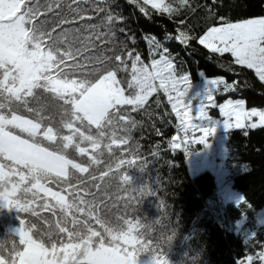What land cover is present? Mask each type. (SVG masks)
I'll use <instances>...</instances> for the list:
<instances>
[{"label": "snow or ice", "instance_id": "obj_1", "mask_svg": "<svg viewBox=\"0 0 264 264\" xmlns=\"http://www.w3.org/2000/svg\"><path fill=\"white\" fill-rule=\"evenodd\" d=\"M88 3L89 0H70L67 5L64 0H44V3L40 0H0V203L17 210L18 219L19 213H30L42 223H46L47 216H41L37 208L50 212L51 216H56L58 211L70 213L76 208L80 217L87 216L92 222L89 229L92 240L99 241L98 249L81 264H136L134 249H155L146 246L143 237L137 236V226L132 221L117 216L118 221L127 225V230L114 232L106 229L108 218L102 215L103 209L111 212L120 203L125 213L132 208L136 197L126 187L131 185L129 176H120L121 183L111 193L108 191L112 187L110 182L124 167L134 166L143 171L148 164V160L139 155L140 145L133 148L130 144L132 131L139 123L131 113L143 108L149 96L158 88L162 89L180 122L178 128L184 133L179 143L173 138L171 145L177 149L183 144L187 152L189 145L204 144L206 137L215 131L214 126H203L213 119L205 110V100L216 107L213 93L220 85L227 92L233 84L226 83L222 77L208 79L195 110L198 122L193 123V106L186 99L191 87L189 74H177L172 59L166 55L168 49L159 51L162 44L152 36L148 43L159 58H153L150 67L143 63L138 53L133 58V53L127 52V59L131 61L128 89L132 91L126 94L117 72L127 71L128 66L125 57L116 53L114 43L115 22L123 18L109 14L100 25L86 24L83 15L86 9L82 5ZM149 4L161 14H168L170 19L179 16L181 9L195 11L189 0H178L175 6L165 0H144V5ZM140 10L144 12L145 8L140 6ZM184 23L179 21L181 25ZM101 27L105 31H99ZM84 30L89 34L84 35ZM118 31L123 33L125 29ZM177 31L175 39L179 43L188 45L190 40L198 39V43L212 53H230L236 64L254 70L264 81V16L236 22L220 17L218 25L208 27L198 38L190 36L188 31ZM165 39L171 37L166 35ZM96 41L104 43V47L98 48ZM109 43L113 47L108 48ZM120 45L122 52L127 50L124 41ZM113 60L117 62L115 67L105 69L104 65ZM92 76L96 78L90 79ZM38 93L48 94L56 102L58 122H54L52 115H45L48 106L41 102ZM30 102L35 106H30ZM245 103L244 99H228L218 105L224 118L219 121L226 130L264 126V110L246 109ZM124 106L130 109L127 114H121ZM21 107L31 113L32 118L20 114ZM112 112L116 113L115 119H105ZM253 118L256 122H251ZM84 122L97 130L95 136L85 133ZM16 129L24 135L14 132ZM190 130L198 131L199 135L189 138ZM114 146H125L122 156L114 158L105 165L104 171L94 175L93 170L104 163L105 152L114 155ZM73 151L80 157L79 161L68 156ZM70 170L79 174L75 185L70 182ZM41 173L69 182L54 191L47 186L51 181L43 179ZM134 191L140 196L152 194L147 185ZM41 192L43 198L39 196ZM121 192L125 195L121 196ZM73 197L77 203L72 201ZM38 199H43V203L37 205ZM73 222H76L75 217ZM37 231L40 229L29 221L19 219L15 232L6 235L12 238L11 249L0 254V264H69L73 246L49 247L43 239L37 238ZM43 234L41 232V236ZM259 259L264 262V252ZM152 260L153 264H168L163 255L153 256ZM251 260L248 256L239 264Z\"/></svg>", "mask_w": 264, "mask_h": 264}, {"label": "trees", "instance_id": "obj_2", "mask_svg": "<svg viewBox=\"0 0 264 264\" xmlns=\"http://www.w3.org/2000/svg\"><path fill=\"white\" fill-rule=\"evenodd\" d=\"M176 2L178 0H166V3H173L174 6ZM40 3H44V0H40ZM64 3L67 5L70 0H64ZM189 3L195 11L181 9L180 15H174L171 19L168 14H161L151 6L144 5L142 0H89L88 4L82 6L86 9L83 13L86 24L100 25L109 14L123 18L115 22L114 43L116 53L125 57L128 66L127 71L117 72V79L126 94L132 91L128 89V82L131 80V61L127 59V52L131 51L133 58L138 53L143 63L150 65L153 58H159L148 43V38L155 36L162 44L159 51L168 49L166 55L172 59L178 75L188 73L192 83L201 81L202 77L205 79L222 77L226 83L233 84L229 93L215 97L216 101L227 98L244 99L247 109L252 107L264 109V82L257 78L253 70L236 64L229 53H212L200 45L198 39L190 40L188 45H183L175 39L179 34L177 29L188 31L190 36L198 38L208 27L218 25L220 17L236 22L264 16V0H189ZM140 6L145 8L144 12L140 10ZM89 17L91 19H88ZM181 20L185 22L183 25L179 24ZM119 28H124L125 32H119ZM98 30L105 31L103 27ZM83 34L89 33L84 30ZM166 35L171 39H165ZM104 39L107 41L108 37ZM121 41L127 45V50L123 52ZM96 44L98 48L104 47L101 41H96ZM107 47L111 48L113 44L109 43ZM107 54L113 55L112 52ZM116 63L113 60L105 64L104 68H114ZM75 75L79 76L80 73ZM38 95L41 96V102L48 106L45 115H52L54 122H58L60 117L56 102L48 94ZM30 106H35V103L30 102ZM120 111L121 114H127L130 109L124 106ZM19 112L32 118V114L27 113L23 107ZM208 113L217 116V108L208 109ZM131 115L139 123L132 131L130 144L133 148L137 144L140 145L139 155L146 158L148 164L143 171L134 166L124 167L111 180L112 187L108 190L110 193L115 192L116 186L121 183L120 176L125 174L129 176L131 185L126 187L136 197L132 208L125 213L123 204L120 203L113 207L111 212L103 209L102 215L120 224H123V221H118L116 217L124 216V219L132 221L135 226L146 221H159L155 223V230L143 239L146 246L150 245L156 253H162L169 264H176L181 260L184 264H239L246 256L255 255L262 250L264 225L258 226L256 219L258 212L264 210V127L232 130L228 133L223 162L226 170L225 179L241 200L238 204H223L218 198L213 174L205 171L191 177L186 166L184 146L181 149H173L171 145L173 138L177 135L183 138L184 133L178 128L180 122L163 92L160 90L154 92L149 96L145 106ZM115 117L116 113L112 112L105 119L114 120ZM82 127L86 134L95 136L97 133V130L90 128L87 122L82 123ZM14 132L24 135L18 129ZM124 147L114 146V155L105 152L104 163L99 165L98 169H94L93 174L98 175L100 171L105 170L106 164L113 162L114 158L121 157ZM201 149L200 145H189L188 151L194 153ZM68 156L80 160L74 151L69 152ZM78 175L70 170V182L73 185L80 179ZM48 180L52 183L49 182L47 186L54 191H59L60 187L66 186L69 182H61L55 176ZM143 185H147L152 194L140 196L134 191ZM92 190L95 191V188ZM120 195L125 194L121 192ZM39 196L43 198L44 194L39 193ZM48 199L51 201V198ZM71 199L77 203L74 197ZM42 203L43 199L36 201L37 205ZM37 211L41 216H47L44 218L46 223H42L30 213H19V219H25L33 227L40 229L35 233L36 236H40L41 232H48V225L51 223L56 231L51 236L52 242L47 244L49 247L81 245L87 251L98 249L99 241L92 240L89 231L92 222L87 216L80 217L76 208H72L70 213L58 211L56 216H51L50 212L42 211L40 208H37ZM19 219L17 210L0 207V241H3L9 250L12 238L6 235L15 232L19 227ZM238 222H243L240 230L236 229ZM85 224L89 227L83 239L74 238L73 232L76 228H82ZM94 227L100 230L98 225ZM125 227L127 228V225ZM245 234L251 236L244 240ZM44 239L47 240L48 237L45 236ZM16 243L18 244V237ZM152 257L150 251L144 252L136 256V261L153 264ZM69 264L81 262L70 259Z\"/></svg>", "mask_w": 264, "mask_h": 264}, {"label": "rangeland", "instance_id": "obj_3", "mask_svg": "<svg viewBox=\"0 0 264 264\" xmlns=\"http://www.w3.org/2000/svg\"><path fill=\"white\" fill-rule=\"evenodd\" d=\"M142 2H144V0H142ZM149 6H151V5L149 4ZM148 66L150 67L151 64ZM244 67H246V66H244ZM254 73H255V71H254ZM257 78L259 79L258 76H257ZM207 80L208 79H205L204 77H202L201 81H198L197 83L191 82V87H190V89L187 93V96H186V99L191 101L192 106H193V110H194L192 112L193 123L198 122L195 118V116H196L195 110L199 107V103H200L199 100L203 97L204 90L207 86ZM262 82H264V81H262ZM157 85H158V81H157ZM158 90H160L161 92L164 93V91L162 89L158 88ZM229 91H230V89L227 92H225L223 89V85H220L217 88V90L213 93L214 101H215V104L217 105L216 107H212L211 104L205 100V102H204L205 106H206L205 110L207 111V113H208V109L213 110V108H217V116L210 115L208 113V115L211 116L213 119L211 121H209L208 124L203 125V126H214L215 131L212 135L206 137V142L204 144H200V143L192 144L195 146L200 145L202 149L197 151V152H194V153L187 151V152H185V157H186V166H187L189 175L191 177H193L199 173L205 172V171L212 173L216 177L217 194H218V198L221 201V203H223V204H225V203L238 204L239 200H241V197L237 193L232 191L230 183L226 181V179H225L226 171L224 169V163L223 162H224L225 154H226V141H227L228 133L232 130H242V129L232 128V129L226 130L223 123L221 122L224 118L219 113L218 105L222 104L226 100L232 99V98H227V99H224L222 101H216L215 100V97L224 96L227 93H229ZM165 95L168 98L167 94H165ZM232 100H236V99H232ZM245 108H246V106H245ZM258 110H264V109H258ZM219 120H221V121H219ZM251 122H256V118H253ZM260 127H264V126L258 125L257 128H260ZM244 129L253 130L250 127H247ZM193 135H199L198 131L193 132L190 130L188 133V136L192 137ZM0 207L3 209L8 208V207H4L2 203H0ZM256 220H257L258 226L264 225V210H260L258 212ZM242 225H243V222H238L236 224V229L240 230L242 228ZM250 236H251L250 234H248V235L245 234L244 240H247ZM71 246H73V245H71ZM92 252H94V251H87L81 245L73 246V255L70 257V259L74 260V261H78V262L86 261L89 258V254ZM261 252H264V247L262 250L257 252L255 255H248V256L252 257V260L250 262L246 261L245 264H264V262H261L259 259ZM248 256H246V257H248ZM136 264H143V263L136 261Z\"/></svg>", "mask_w": 264, "mask_h": 264}, {"label": "clouds", "instance_id": "obj_4", "mask_svg": "<svg viewBox=\"0 0 264 264\" xmlns=\"http://www.w3.org/2000/svg\"><path fill=\"white\" fill-rule=\"evenodd\" d=\"M41 177L43 179H46V180L51 179V176H49L46 173H41ZM155 223L156 222L146 221L144 223L138 224V226H137L138 230L136 233L137 236L138 237H146V236L150 235L155 230ZM105 226H106V229H110L111 231H114V232H121V231L127 230V228L125 227L124 224L115 223V222L111 221L110 219H107L105 221ZM88 227H89V225H87V224L83 225L82 228L77 227L76 230L73 232V237L77 238V239H83V237L86 235V230ZM48 228H49V231L44 233L43 236H41V235L37 236L38 239H43V242L46 244H50L52 242L51 236L56 231V229L52 226L51 223H49ZM45 236L48 237L47 240L44 239ZM7 250L8 249L5 247V244L3 242H0V254H5L7 252ZM134 251L136 252L137 256L141 253L149 252V251L152 253L153 256L159 257V256L163 255L162 253H156L154 250H151V249L145 250L142 247L134 249ZM163 257L166 259V257L164 255H163ZM168 264H169V262H168ZM176 264H184V261L183 260L178 261V262H176Z\"/></svg>", "mask_w": 264, "mask_h": 264}, {"label": "bare ground", "instance_id": "obj_5", "mask_svg": "<svg viewBox=\"0 0 264 264\" xmlns=\"http://www.w3.org/2000/svg\"><path fill=\"white\" fill-rule=\"evenodd\" d=\"M215 177V175H213Z\"/></svg>", "mask_w": 264, "mask_h": 264}, {"label": "crops", "instance_id": "obj_6", "mask_svg": "<svg viewBox=\"0 0 264 264\" xmlns=\"http://www.w3.org/2000/svg\"><path fill=\"white\" fill-rule=\"evenodd\" d=\"M216 178V177H215Z\"/></svg>", "mask_w": 264, "mask_h": 264}]
</instances>
